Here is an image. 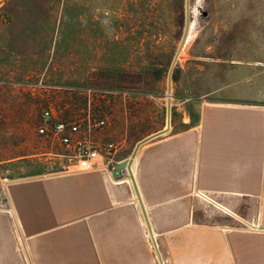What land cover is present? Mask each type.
Here are the masks:
<instances>
[{"label": "rangeland", "instance_id": "rangeland-1", "mask_svg": "<svg viewBox=\"0 0 264 264\" xmlns=\"http://www.w3.org/2000/svg\"><path fill=\"white\" fill-rule=\"evenodd\" d=\"M184 2L0 0V209L11 183L67 170L62 147L37 133L48 105L127 150L165 127L168 97L175 129L215 91L264 106V0H190L168 96ZM239 212L253 218L239 227L259 228L260 211Z\"/></svg>", "mask_w": 264, "mask_h": 264}, {"label": "crops", "instance_id": "crops-1", "mask_svg": "<svg viewBox=\"0 0 264 264\" xmlns=\"http://www.w3.org/2000/svg\"><path fill=\"white\" fill-rule=\"evenodd\" d=\"M224 92L198 121L142 143L133 183L111 169L161 129L85 168L11 183L0 264H264V106ZM254 208L259 228L239 227Z\"/></svg>", "mask_w": 264, "mask_h": 264}, {"label": "built area", "instance_id": "built-area-1", "mask_svg": "<svg viewBox=\"0 0 264 264\" xmlns=\"http://www.w3.org/2000/svg\"><path fill=\"white\" fill-rule=\"evenodd\" d=\"M103 124L104 120L101 119L96 126ZM37 133L62 147L64 153L60 154V163L64 169L74 166L85 168L104 152L115 148L113 143H98L90 127L83 126L80 120L61 119L50 105L42 111V122L37 128Z\"/></svg>", "mask_w": 264, "mask_h": 264}, {"label": "water", "instance_id": "water-1", "mask_svg": "<svg viewBox=\"0 0 264 264\" xmlns=\"http://www.w3.org/2000/svg\"><path fill=\"white\" fill-rule=\"evenodd\" d=\"M185 5V21H184V29H183V33L179 42V45L174 53V56L172 58L171 61V65H170V69L167 75V82H166V91L167 94L169 96V94H171V85H172V71L173 68L177 62V59L179 57V54L181 52V49L184 46V43L186 41L187 38V34L189 31V26H190V0H185L184 2ZM170 118H171V103H170V98L168 97L167 99V107H166V124L165 127L151 135L146 136L145 138L139 140L135 146L133 151L131 152L130 158L127 159H123L121 161H119L115 167H113L111 169V174L114 178H129L132 183H133V177H132V173H131V169H130V165L132 162V158L135 156L136 151L138 149V147L144 143L145 141H147L150 138H153L155 136H159L165 132H167L169 130V126H170ZM134 185V184H133Z\"/></svg>", "mask_w": 264, "mask_h": 264}]
</instances>
